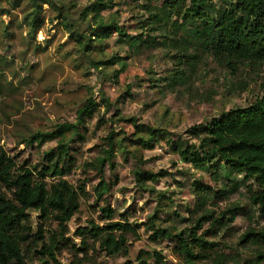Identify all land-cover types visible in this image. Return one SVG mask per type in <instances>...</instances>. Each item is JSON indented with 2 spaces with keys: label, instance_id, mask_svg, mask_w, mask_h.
<instances>
[{
  "label": "rangeland",
  "instance_id": "rangeland-1",
  "mask_svg": "<svg viewBox=\"0 0 264 264\" xmlns=\"http://www.w3.org/2000/svg\"><path fill=\"white\" fill-rule=\"evenodd\" d=\"M109 1L113 8L102 13L105 20L114 21L129 37L141 39L143 43L131 52L128 40L112 35L96 43L89 58L76 47L61 21L54 19L57 13L48 6L40 14L42 27L32 35L25 18L26 5L20 4L17 8L7 0H0V146L16 165L37 170L45 166L44 155L55 152L57 141L40 147L26 146L24 140L38 132H50L59 124L75 123L77 111L90 99L96 107L68 146L70 171L65 179L80 193L79 210L68 224L69 234L57 252V263L50 261L49 264H75L73 245L78 250L86 248L96 264H136L134 257L142 251L159 254L168 263L178 264L174 242L151 241L150 232L142 224L156 215L158 225L163 228L180 230L189 226L197 217L196 183L217 193L207 198L205 207L215 216L219 217L233 205L240 206L233 223L224 221L217 228L206 225L203 229L209 241L220 242L218 248L226 256L224 264H256L257 254L264 253V240L252 244L241 241L249 226L264 227V214L250 204L251 182L235 172H227L219 161L206 167L182 163L171 143L196 142L190 137L191 128L205 127L224 112L246 108L259 98L264 86V65L243 67L234 75L218 59L189 54L196 56L190 78L179 87H170V74L178 68L177 57L187 44L182 42V33L177 34L169 26L155 25L158 31L152 33L145 30L152 26L155 13L152 5L160 10L162 0L152 5L150 0ZM92 3L93 0H54L57 8L66 7L72 22H79L81 12ZM161 35L174 41L164 48L157 44L164 41ZM114 56L124 62L98 70L90 65L92 60ZM102 95L109 105L101 99ZM130 118L170 137L153 150L134 147L129 142L124 150H115V173L109 166L104 168L103 177L110 183L109 191L103 201H98L95 192L101 174L88 165L100 156L111 130L119 133V139L124 135L133 139L135 129L126 121ZM140 160L145 163V170L168 173L150 184L160 194L159 203L154 196L136 187L133 172ZM215 172L223 176L218 182L212 178ZM105 206L113 212L111 220L100 211ZM30 216L33 228L37 229L39 215L31 212ZM124 219L138 226L140 239L128 237L127 256H107L88 237L86 230L91 223L103 226ZM80 230L83 236L78 235ZM83 241L86 247L82 246ZM40 249L38 245L37 250ZM38 260L33 258L31 263L38 264ZM199 264H212L209 252Z\"/></svg>",
  "mask_w": 264,
  "mask_h": 264
},
{
  "label": "trees",
  "instance_id": "trees-1",
  "mask_svg": "<svg viewBox=\"0 0 264 264\" xmlns=\"http://www.w3.org/2000/svg\"><path fill=\"white\" fill-rule=\"evenodd\" d=\"M160 0H150L153 2ZM12 7L25 4L28 13L25 15L29 33L34 35L41 27L40 14L46 5L57 13L65 31L75 42L76 47L89 58L95 51V44L117 35L129 41L131 52L141 39L129 37L114 21L107 22L102 13L113 8L109 0H93L80 14L79 22H72L66 7L57 8L54 0H7ZM155 13L152 23L145 28L147 33L158 31L155 25L171 27L177 34L182 33V42L187 46L182 55L178 56V68L172 70L169 78L170 87L176 88L184 84L190 77L196 56L189 54H205L218 59L230 72L236 75L241 68L252 65H264V0H162L161 9L152 5ZM89 13L92 16L89 18ZM83 26L85 29L82 30ZM143 28V27H141ZM182 31V32H181ZM162 37V35H161ZM164 41L157 42L167 48L174 41L166 36ZM124 59L114 56L107 60L90 61L93 69L111 67ZM125 65L122 66V70ZM103 101H107L102 95ZM107 104L109 105L108 101ZM92 99L77 111L76 122L63 123L50 132H38L24 140V145H43L57 141L53 154L44 155L45 166L40 169L30 166L18 167L15 161L0 146V264H38L56 262L60 246L67 241L68 224L79 210V191L66 179L70 171L68 157L69 144L79 134V129L95 110ZM109 109V108H108ZM121 121V120H119ZM125 121V120H122ZM135 129L133 139L125 135L119 139V133L111 130L105 138L103 149L92 164L101 174L95 192L96 200L103 201L109 191V185L103 170L110 167L115 173V150H124L126 143L144 150H153L156 145L167 138L160 130L139 124L136 119L126 120ZM191 139L171 143L173 152L180 161L193 167H206L219 161L226 171H232L251 182L248 188L251 206L264 214V86L261 96L246 108H234L213 119L205 127H194L189 130ZM170 137V136H169ZM170 141V140H168ZM145 163L137 161L133 172L136 187L146 191L159 203L160 194L150 184L165 178V171L153 172L143 168ZM215 182L223 176L215 172ZM195 214L192 223L180 230L163 228L158 225V217L154 215L142 224L144 230L150 232L151 241L169 240L175 244L178 264H199L207 258L209 252L212 264H224L225 254L219 249L217 241H209L203 232L207 225L210 229L217 228L222 222L233 223L240 206L233 205L220 216L207 210V198L217 195L212 189L196 183ZM103 216L111 220L113 212L108 206L100 209ZM37 213L40 225L33 228L30 213ZM55 224V228L53 227ZM88 237L98 244L99 249L107 256L117 257L128 255V237L140 239L138 226L128 220L110 222L103 226L91 223L86 230ZM83 236V230L77 232ZM264 240V227L257 229L249 226L241 236L243 244H252ZM264 242V241H263ZM41 245L38 251L37 246ZM85 246V242H82ZM75 264H96V259L84 248L78 250L73 245ZM136 264H170L161 255L142 251L133 260ZM256 264L264 262V253L256 256ZM125 264H133L127 262Z\"/></svg>",
  "mask_w": 264,
  "mask_h": 264
}]
</instances>
